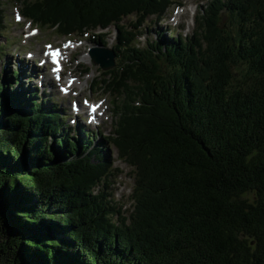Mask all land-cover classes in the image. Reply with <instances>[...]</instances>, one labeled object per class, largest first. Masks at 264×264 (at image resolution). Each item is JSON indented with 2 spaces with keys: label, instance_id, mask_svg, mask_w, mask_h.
Wrapping results in <instances>:
<instances>
[{
  "label": "trees",
  "instance_id": "obj_1",
  "mask_svg": "<svg viewBox=\"0 0 264 264\" xmlns=\"http://www.w3.org/2000/svg\"><path fill=\"white\" fill-rule=\"evenodd\" d=\"M20 1L59 35L117 27L100 83L123 105L106 138L134 167V206L126 216L105 192L104 142L76 138L54 98L6 70L0 264H264V0H211L191 38L160 32L144 48L123 19L138 29L172 0Z\"/></svg>",
  "mask_w": 264,
  "mask_h": 264
},
{
  "label": "rangeland",
  "instance_id": "obj_2",
  "mask_svg": "<svg viewBox=\"0 0 264 264\" xmlns=\"http://www.w3.org/2000/svg\"><path fill=\"white\" fill-rule=\"evenodd\" d=\"M2 2L3 8H5V13L7 17V25L5 36H9L10 39L7 41L5 37L0 36V46H5L7 50H12L9 54L0 55V74L5 76V72H10L13 68H19L21 65H30L34 66V63L30 60H27V54L32 52L37 55V59H47L50 54H47L49 51V46L52 45V48L59 46L62 49H65L67 46L68 51H65L64 55V69L61 72L62 81L60 85L57 83L56 88H46L44 93H40L38 88L41 85L39 83L41 75L46 72H50L49 68H35L38 69V73L28 72L27 74L22 75V83L11 84L12 87H20V89H32L37 91L38 96L51 95L52 98L57 100V103L60 105L62 112L68 114L66 118L67 122L74 120L72 113L70 111V106H73L72 101H78V103L84 105L86 110L88 109V103L86 102H95L100 104V107L104 110V114L101 119V125L95 127L91 125L89 127L86 121H80L81 125L87 127L86 131L90 134L87 139L93 144L97 143L99 140L104 142L105 149L102 148V153L105 155L108 151V160L109 168L113 170V175L110 177V184L106 188V194H111L110 199L111 203L116 205L117 210H121L124 215L128 216L134 206L133 200V191L135 188V176H134V167L119 159L118 150L113 144V142L106 137L108 134L113 132L115 129V112L119 109H122L123 105H120L118 97L113 95L116 90H108L109 87H106L104 83L101 82V73L103 71H110L115 68L110 69L101 68L100 64H96L92 61V58L89 54V49L93 46H98L92 42L91 38L94 36L88 33L74 34L70 37H61L57 35V32L46 27L38 26L39 28L33 26L31 20L27 19L21 11L23 7V2L20 0H0ZM174 3L167 9L163 14L162 19H159L157 16L148 17L145 22L135 29L133 26L138 20V15L134 14L127 16L123 19L122 24L127 27L128 30L138 31L136 45L140 48L148 46V42L157 41L158 39L163 38L159 36L160 32H163L164 35L171 40H174L179 34L181 37L191 38L194 34L196 27L195 19L199 13L210 3L211 0H172ZM178 6V7H177ZM177 7V8H176ZM20 12L15 13V12ZM16 14H22L21 22L15 20ZM226 20L223 16V22ZM170 29L174 30V33ZM101 30H91L92 33H100ZM107 35L104 38V44L112 49L115 47L113 45L117 42V33L118 30L116 26L112 25L105 30ZM173 34V35H172ZM82 35V36H80ZM97 39V37H96ZM95 40V39H94ZM13 49H18L20 54H15L16 51ZM47 51V52H46ZM26 65V67H27ZM40 65V64H39ZM25 67V68H26ZM85 67L88 72L85 73ZM25 76V77H24ZM70 76L76 77L77 80L71 88L70 93L67 95L62 93L61 86L65 85L69 80ZM52 80L56 82L58 76H50ZM15 81V80H11ZM50 83L49 78L46 81H43L42 84ZM23 85V86H21ZM52 90V91H51ZM94 90H99L95 91ZM110 91V93H109ZM108 111L105 113V111ZM115 110V112H112ZM71 113V114H69ZM99 130L100 136L94 135ZM75 137L80 138V133L75 131ZM118 169V170H117ZM109 198V197H108ZM107 198V199H108ZM121 208V209H118Z\"/></svg>",
  "mask_w": 264,
  "mask_h": 264
},
{
  "label": "water",
  "instance_id": "obj_3",
  "mask_svg": "<svg viewBox=\"0 0 264 264\" xmlns=\"http://www.w3.org/2000/svg\"><path fill=\"white\" fill-rule=\"evenodd\" d=\"M91 55L96 64H100L103 69H110L116 65L115 52L103 45H98L97 48L91 50Z\"/></svg>",
  "mask_w": 264,
  "mask_h": 264
},
{
  "label": "bare ground",
  "instance_id": "obj_4",
  "mask_svg": "<svg viewBox=\"0 0 264 264\" xmlns=\"http://www.w3.org/2000/svg\"><path fill=\"white\" fill-rule=\"evenodd\" d=\"M157 41H158V40H157ZM154 44H155V43H154ZM16 69H17V68H16ZM59 74H60V72H57V73H56V75H59ZM24 77H25V76H24ZM67 87H68V86H67ZM23 90H24V89H23ZM89 105H90V104H89ZM89 105H88V106H89ZM88 108H89V107H88ZM100 112H101L100 115H102V109H101ZM97 115H98V114H97ZM82 143H83V142H82ZM103 150H104V149H103ZM106 152H107V154L105 153V155L109 156V155H108V151H106ZM104 204H105V203H104Z\"/></svg>",
  "mask_w": 264,
  "mask_h": 264
},
{
  "label": "snow or ice",
  "instance_id": "obj_5",
  "mask_svg": "<svg viewBox=\"0 0 264 264\" xmlns=\"http://www.w3.org/2000/svg\"><path fill=\"white\" fill-rule=\"evenodd\" d=\"M50 47V46H49Z\"/></svg>",
  "mask_w": 264,
  "mask_h": 264
}]
</instances>
